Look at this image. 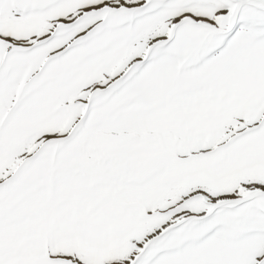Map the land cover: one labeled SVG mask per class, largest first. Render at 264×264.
I'll return each instance as SVG.
<instances>
[{"label": "snow or ice", "instance_id": "1", "mask_svg": "<svg viewBox=\"0 0 264 264\" xmlns=\"http://www.w3.org/2000/svg\"><path fill=\"white\" fill-rule=\"evenodd\" d=\"M0 264H264V0H0Z\"/></svg>", "mask_w": 264, "mask_h": 264}]
</instances>
